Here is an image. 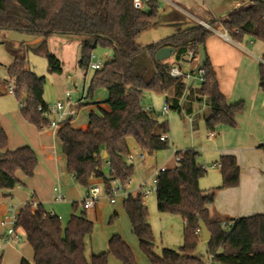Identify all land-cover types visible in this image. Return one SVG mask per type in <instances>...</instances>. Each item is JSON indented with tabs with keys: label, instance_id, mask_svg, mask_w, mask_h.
<instances>
[{
	"label": "trees",
	"instance_id": "16d2710c",
	"mask_svg": "<svg viewBox=\"0 0 264 264\" xmlns=\"http://www.w3.org/2000/svg\"><path fill=\"white\" fill-rule=\"evenodd\" d=\"M159 14L158 0L145 1L141 9L135 8L133 0H0V31L41 39L42 44L55 35L83 37L78 65L85 72L91 68L96 49L112 52V59L95 71L87 95L91 98L98 89H105L109 111L91 112L86 128L76 129L72 120H68L57 131L67 172L86 193L96 180L103 182L105 191L114 182L123 189L129 186L135 170L127 160L129 139L149 157L169 148V137L166 142L161 141L170 133L168 122H161L157 114L144 111L146 93L164 95L170 110L180 115H191L194 105L204 102L207 106L204 121L209 133L224 127L235 128L237 118L245 111L244 102L229 105L220 90L217 73L206 51L213 31L197 24L162 43L147 47L139 44L140 36L156 24ZM263 14L264 1L256 0L209 26L213 30L222 27L237 44H242L245 38L264 44ZM164 47L175 49L176 62H184L189 52L198 57L199 49H205L207 61L205 66H200L205 71L204 82L198 88L190 85V81L173 79L171 65L156 61V53ZM44 53L50 72L62 74V63L51 53ZM7 71L14 81V97L21 116L38 131L49 128L43 118L48 107L44 100L45 78L29 70L22 56H15ZM259 86L264 93L262 64ZM188 91H191L188 103L182 104ZM260 149L264 152V145ZM176 155L181 163L160 174L155 192L158 211L183 220V244L178 251L163 249L161 255L155 252L143 190L130 195L123 204L131 233L148 264H264V214L231 220L215 209V194L219 190L239 186L237 159L221 157V187L203 191L200 181L207 170L199 162L200 154L188 150ZM39 162V156L29 146L10 151L7 135L0 125V190L25 187L17 173L32 179ZM106 167L110 169L108 175L104 173ZM34 198L31 194V202L19 209L17 224V230L33 250L34 264H109L111 256L122 264H137L131 248L120 235L110 239L107 252L88 260L85 240L93 233L94 225L87 218V211L83 208L77 214L79 204L73 203L74 213L63 228L60 218L52 216L42 204L33 207ZM116 217L114 213L113 219ZM199 220L211 236L206 242L207 257L197 255L202 240ZM20 264L30 263L22 259Z\"/></svg>",
	"mask_w": 264,
	"mask_h": 264
},
{
	"label": "rangeland",
	"instance_id": "374dc122",
	"mask_svg": "<svg viewBox=\"0 0 264 264\" xmlns=\"http://www.w3.org/2000/svg\"><path fill=\"white\" fill-rule=\"evenodd\" d=\"M160 10L168 9L170 12L173 9L170 7V3H166L163 0H159ZM167 9V10H168ZM160 16V15H159ZM157 24L148 28L139 38V44L147 47L154 44H159L167 39L176 35V30L172 26H167L164 23V18L158 17ZM220 28V27H219ZM218 28V29H219ZM221 29H223L221 27ZM181 32V31H180ZM178 32V33H180ZM177 33V34H178ZM219 36L218 34H216ZM33 38L27 35L18 34L16 32L0 31V116L8 114V111L15 109L16 112L20 110V106L16 98L8 94L9 87H14V81L8 74V68L12 66L15 56H22L26 58L27 67L34 72L38 77L45 78L44 87V100L49 105H54L57 101L63 100L67 94L72 98L73 104H78L79 99L85 95L87 97L90 82L95 74V71L89 68L87 72L81 70L78 66V62L81 58L83 37L79 36H67V35H55L46 44L40 41L34 44ZM230 42V41H228ZM250 43L252 45H250ZM242 46L250 51L255 56L254 64L250 66L249 71L245 74V85L249 87L258 83V70L260 67L259 59L264 57V45L260 42H253L249 38H245ZM44 52H49L54 55L62 63V74H52L49 69L47 57ZM91 65L100 63L104 66L112 59V52L107 49L98 48L92 54ZM170 65L174 64L173 58L166 61ZM200 82L197 80L194 84V88H198ZM108 99V92L105 89H98L94 92L91 98H86L83 105L77 109L75 116L72 119V124L75 128H86L88 122V116L91 112L96 114L100 113L97 104L101 109L108 110V106L105 102ZM165 101L164 95H156L152 93H146L143 99V107L155 106L156 114L161 122H168L170 133L169 148L164 151L157 152L153 156L146 155L147 160H153L152 166H147L148 162L134 161L130 164L134 166V176L128 186V193L135 195L139 191L140 185L145 182L146 187L143 188L144 192H150L146 195L144 203L149 213V223L152 227L155 237V252L161 255L163 249H169L178 251L183 244V230L184 223L181 217L171 214H162L157 208L156 192L153 189L154 173L160 169L163 165L169 168L176 166V152H186L188 150H194L200 154L199 162L204 165L208 171H212L208 168V160H212L210 153H206L207 148L212 145L208 137L210 133L206 130L204 121V114L207 112V106L203 103L197 104V115L195 122L190 124L188 117L185 113L181 115L178 112H174L169 109L167 115L162 116L161 111ZM240 101H243L240 99ZM244 102V101H243ZM245 104V108L246 103ZM158 112V113H157ZM245 112V111H244ZM244 114V113H243ZM242 114V115H243ZM240 115V116H242ZM23 118V117H22ZM24 119V118H23ZM25 120V119H24ZM32 125V124H31ZM9 126V125H7ZM36 130L30 135L32 141H44L45 137H48V141L54 140L52 132L49 136H41V131ZM45 130H49L45 128ZM216 137L221 138L220 131L215 132ZM57 148L59 154L62 156V149L57 142ZM130 154L136 155L139 153L133 139L128 140ZM206 153V154H205ZM40 160V158H39ZM211 164V163H210ZM105 170V169H104ZM106 169V175L109 172ZM64 171V170H63ZM210 172L200 181V187L207 184ZM78 192V199H71L69 196L62 203H55L45 205L47 212L53 213L60 218L63 228H66L70 216L74 213L73 203L77 202L78 208L76 213L80 214L83 210V200L86 198L87 193L79 187L74 181ZM99 186L101 190H104V184L100 180L93 182V187ZM26 190V187H21ZM122 196V195H121ZM14 203L12 206H17ZM119 205H112L109 198L105 193H102L99 197V201L96 208L87 211V218L93 223V233L85 240V256L89 260L93 255H100L108 251L109 241L114 235L126 234L125 226L120 218L114 217V212L119 208ZM21 208V207H20ZM19 208V209H20ZM132 235V234H131ZM134 237V236H133ZM135 238V237H134ZM136 239V238H135ZM12 252L6 253L5 257L1 260L0 264H20L21 255H18L16 251L24 248V256L31 264L32 261V248L27 243L25 238H22L20 242H14ZM139 255L146 260L144 255ZM197 255L200 257H207V243L201 240ZM1 258V254H0ZM109 264H122L116 258L111 256L109 258Z\"/></svg>",
	"mask_w": 264,
	"mask_h": 264
},
{
	"label": "crops",
	"instance_id": "0c3cea01",
	"mask_svg": "<svg viewBox=\"0 0 264 264\" xmlns=\"http://www.w3.org/2000/svg\"><path fill=\"white\" fill-rule=\"evenodd\" d=\"M145 1L147 0H142V4ZM163 1L170 3V7L173 11L170 12L168 7H166L163 11L160 10L159 15L164 18V23H166L167 26L169 25L175 28L177 34L197 24L204 23L209 25V23L224 18L233 11L247 8L256 0ZM218 30H221V27ZM33 39L32 43L36 44L39 42L38 39ZM230 40V42L225 41L214 33L207 41V55L217 73L220 90L225 96L227 103L229 105H234L244 101L246 105H248L245 108L244 114L237 118V126L235 128H222L220 130L222 136L219 139L216 135L212 139L210 136L208 137L212 145L207 148L206 153L211 154L212 160H208L211 161V164L209 162L206 164L209 165L208 168L212 171H208V169L201 164L202 167L207 170V174L208 172L210 173L208 175L209 180L207 184H204V186L200 188L203 191L220 188L222 185L221 168L214 167V165L219 164L221 157H235L240 170L239 186L236 188L219 190L215 194V209L221 215H225L231 220H238L264 214V152L260 149V147L264 145V93L259 86V74L258 83L250 87L244 84L245 74L249 71V67L254 64V60L256 59L255 56L242 46V44L235 43L231 38ZM250 45L252 44L250 43ZM172 58L174 64L171 66L177 65L184 72L195 73L194 75H196V72L200 68L199 59H195L191 62H188L187 59L184 62H176L174 56ZM196 81L197 79L195 78L192 83L193 87ZM190 94L191 91H188L182 104L188 103ZM86 98L87 97L83 94L81 99H79L78 102L80 104L75 107L76 112L77 109L83 105ZM240 99L243 101H240ZM166 102L167 100L165 97L164 104ZM203 104L206 105L204 102ZM196 105L197 104L193 107V113L189 115L193 117V126L196 125ZM97 106L98 109H101L98 104ZM148 107L153 108L156 114L154 105ZM162 109L159 112L160 114ZM102 110L109 111V107L108 110L103 108ZM0 125L7 135L8 148L10 151L29 146L35 150L40 158L39 165L32 179H27L21 173H17V178L26 187V190L21 187H17L12 191L0 190V221L6 219L8 215L7 211L9 207H14L12 206L14 203H17L15 207L20 208L26 203L31 202V194L35 196L34 203L42 204L44 207L53 202L59 203L56 202V198L59 194L64 197L63 202L66 200L67 196L74 200L78 199V192L75 185H73V178L67 172L66 158L63 153L61 156L58 152L56 145L57 142L59 143L57 131L48 128L49 130L44 129L41 131V134H39L41 136H49L50 132H52L54 140L56 139L57 141H48V137H45L44 141L30 140V135L36 130L27 120L22 118L20 110L16 112L14 108L9 110L8 114L0 116ZM147 162V166L153 165V160L151 164L150 160ZM106 169L110 172L109 167H106L104 173H106ZM155 173L153 174L154 178ZM143 184H145L144 188L146 187V183L143 182L139 187V191L143 190ZM128 190V187L124 189L123 195L117 199L114 205L120 204L119 208L114 213L123 221L126 229L125 231H127L126 234H120V236L131 248L137 264H148L147 260H144L139 255L138 240L131 235L130 223L123 209L124 201L132 195L128 193ZM5 232L6 229L4 227L0 228V237H2ZM14 244L15 243L0 248V261L5 257L6 253L12 252ZM16 253L21 255V260H27L24 255V248L16 251ZM32 261V264H34L33 250Z\"/></svg>",
	"mask_w": 264,
	"mask_h": 264
},
{
	"label": "built area",
	"instance_id": "2783aa9c",
	"mask_svg": "<svg viewBox=\"0 0 264 264\" xmlns=\"http://www.w3.org/2000/svg\"><path fill=\"white\" fill-rule=\"evenodd\" d=\"M133 3L135 5L136 9H141L143 6L142 0H133ZM262 19L264 20V14L262 16ZM201 25L204 26L205 28L213 31V33L218 34L223 40L231 41L227 31H225L224 29L213 30L207 24L201 23ZM198 58H199V56L195 57L193 52H189L187 54L188 62H191V61L198 59ZM260 64L264 65L263 59H260ZM102 67L103 66L100 63L91 65V69L94 71L101 70ZM194 74L195 73L184 72L177 65H173L170 67V76L173 79L183 80L187 83V82L191 81L192 79L196 78L200 83L204 82V76H205L204 69L199 68L198 71L196 72V75H194ZM14 92H15L14 87H9L8 93L10 95L14 96ZM78 104H80V103H78ZM78 104H73L71 96L69 94H67L63 100L57 101L52 106L48 105L46 112L43 113V118L48 121L50 129H52L54 131H58L60 126L63 123H65L68 120L73 119V117L75 116V113H76L75 107H77ZM169 109H170L169 104L166 102L164 104L163 109H162L161 115L162 116L167 115L169 112ZM144 111L147 113H154V109L151 107L144 108ZM187 117H188L189 123L192 124L193 123V117L188 116V115H187ZM214 137H215V133H211L210 138L212 139ZM167 140H168V136H163L161 138L162 142H166ZM175 157H176V166H179V164L181 163V158L177 155H175ZM127 160L129 163H132L136 160L141 161V162L148 161L146 154H144L143 152H140V151L136 155L129 154L127 157ZM214 167L221 168V165L217 164V165H214ZM168 170H169V167H167L166 165H163L160 169H158L156 171L155 178L153 180L154 186H153L152 191H156L157 185L159 183L158 177L160 176V174L165 173ZM144 186H145V184L142 185L143 188H144ZM102 193H105L106 196L109 198L110 203L112 205H115L117 202V199L121 195H123L124 189L121 187V185L118 182H114L108 191L101 190L99 186H95V187L90 189V191L87 193L86 198L83 200V208L86 211H90V210H93L94 208H96V205L99 201V197ZM149 193H150L149 191L145 192L144 193L145 197ZM63 200H64V197L61 194H59V196L56 198V202H59V203L63 202ZM37 206H38L37 203H33L34 208H36ZM7 213H8V215H7L6 219L4 221H0V228L4 227L6 229L5 234L2 237H0V248H2L3 246H6V245H11L14 242H20L22 240V235L17 230V224H18V218H19V208L9 207ZM51 215L55 216L53 213H51Z\"/></svg>",
	"mask_w": 264,
	"mask_h": 264
},
{
	"label": "water",
	"instance_id": "95a60500",
	"mask_svg": "<svg viewBox=\"0 0 264 264\" xmlns=\"http://www.w3.org/2000/svg\"><path fill=\"white\" fill-rule=\"evenodd\" d=\"M176 51L175 49L171 48V47H164L161 48L155 56L156 61L158 62H165L169 59H171L174 55H175ZM199 65L201 67L205 66L206 64V52L205 49L203 47H201L199 49ZM194 79H192L190 81V85L193 83ZM104 158H106V154L104 155ZM152 160H150V164H151ZM199 228H200V232H201V238L203 242H208L211 239L210 234L208 233V230L205 226V224L203 223L202 220H199Z\"/></svg>",
	"mask_w": 264,
	"mask_h": 264
}]
</instances>
